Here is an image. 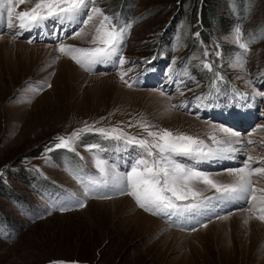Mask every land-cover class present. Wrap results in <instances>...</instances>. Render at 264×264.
Listing matches in <instances>:
<instances>
[{"label":"rangeland","instance_id":"obj_1","mask_svg":"<svg viewBox=\"0 0 264 264\" xmlns=\"http://www.w3.org/2000/svg\"><path fill=\"white\" fill-rule=\"evenodd\" d=\"M34 3L27 0L16 11L29 9ZM247 5L245 17L237 19ZM96 6L119 17L120 23L131 24L122 52L128 62L123 67L108 63L86 72L69 56L56 51L58 42L94 47L91 38L101 17L84 26V32L76 38L72 37V28L59 35L60 26L54 27L51 20L42 29L23 31L22 37L13 38L9 30L0 33V38L4 37L0 39V264H264V235L262 239L258 236L251 248L242 245L237 236L240 218L228 217L240 209L220 218L211 216L210 211L188 214V219L196 217L197 221L186 225L185 215L147 212L116 188L105 189L107 197L85 196L73 170H82L85 180L84 173L98 175L94 157L101 155L123 172L129 168L126 161L139 151L123 140L83 131L74 141L77 156L62 149L70 158H57L52 153L60 149L49 151L58 137H68L85 125L121 128L131 136L151 139L141 128L128 126L147 121L153 130L186 133L212 147L216 145L210 136L223 138L219 126L240 132L245 152H238L235 159L198 164L220 182L229 183L217 173L242 166L248 155L254 161H264V81L253 79V74L264 68V38L254 36L258 33L255 31L264 35V27H260L264 0H241L239 4L232 0H97ZM212 9L225 19L219 29L204 22L218 21L213 13H207ZM0 11L6 21V6ZM189 24L204 54L208 53L206 58L199 56L194 65L188 52ZM237 26L242 32L241 42H246L244 32L253 40L246 52L234 39ZM42 44L51 47H35ZM238 58H242L243 67ZM61 60H66L74 73L60 68ZM205 62L211 65L212 74L201 65ZM133 66L135 70L125 78L139 76V80L129 88L120 73ZM196 66L205 75L198 82L187 81L190 68ZM217 72L222 80H216V87L223 85L224 78L230 83L225 94L217 93L210 81ZM173 75L184 81L179 88L171 82ZM209 91L215 106L196 109L201 101L193 98L200 96L202 100ZM183 101L193 106V112H199V118L186 110L170 108ZM249 140L254 143L247 144ZM90 145L99 147L89 151L86 146ZM233 146L240 148L239 144ZM252 166L264 164L252 162ZM252 180L254 187L264 188V176L254 174ZM195 188L204 196L215 194L202 183ZM77 200L84 206L80 207ZM258 202H247L241 209L264 224L257 218L264 214L259 211L264 205ZM250 208L252 211H248ZM138 212L143 214V222L136 226L133 216Z\"/></svg>","mask_w":264,"mask_h":264},{"label":"snow or ice","instance_id":"obj_2","mask_svg":"<svg viewBox=\"0 0 264 264\" xmlns=\"http://www.w3.org/2000/svg\"><path fill=\"white\" fill-rule=\"evenodd\" d=\"M26 2L27 0H0V7L6 6L7 9L8 28L14 27V17L18 22L15 27L21 30L14 32L13 38L16 35H22L23 31L42 29L47 26L49 20L54 22V27L60 26L59 35H63L67 28H72V37L76 38L84 32V26L89 25L97 17H101L98 24L95 25V34L91 38L94 47H75L58 42L56 51L64 56H69L86 72L93 71L97 65L114 63L123 67L128 62L122 52L131 24L120 23L119 17L106 14L100 7L96 6L97 0H35L31 8L16 11L17 6ZM241 36V29L237 26L234 29V39L238 47L246 52L248 43L241 42ZM207 55L208 53L205 52V56ZM217 55L219 56L220 53L217 52ZM238 60L239 66L243 67L242 58H238ZM146 63H150V61ZM203 66L211 70L209 63L205 62ZM134 70L135 66L120 73V79L129 88H133L139 80V76L131 79L125 78L128 73ZM216 77L217 80H222L219 72L216 73ZM171 82L176 83L178 88L184 83L178 78L172 79ZM216 83L217 81L214 80V88H216ZM47 87H51V85H47ZM37 90L40 91L42 88ZM216 92H219L218 88H216ZM160 94L165 95L162 90ZM180 94L183 95V92ZM237 95L238 98L247 99L246 95ZM261 95H264V92H261ZM168 99H172L171 95H168ZM193 99L201 101L195 105L196 109L202 110V105L205 108L215 106L209 97H204L201 100V97L197 96ZM192 107L187 101L170 105L172 109L186 110L189 114L199 118V112H193ZM128 126L141 128L151 139L131 136L124 133L121 128L104 129L95 128L94 125H85L84 129L74 131L68 137H58V142L49 151L62 148L74 151V141L83 131L93 132L107 139L123 140L126 144L139 149L131 160L126 161L129 168L123 172L117 171L118 165L114 161L110 162L106 157L95 155L94 167L98 175L84 173L87 176L85 180L81 175L82 170L74 169L72 174L82 185L85 196L95 194L107 197L108 191L104 190L116 188L121 193H126L133 198L138 207L155 215L169 217L184 214L204 215L207 211L215 208L217 204L234 201L248 203L259 201L264 205V188L254 187L252 180L254 174L264 176V166L253 167L252 162L264 164V161H254V158L248 155L247 159L242 162V166L225 169L224 172L233 178L229 183L214 179L212 174L198 167L202 161L235 159L238 152H245V141L240 132L223 125L219 126L223 138L210 136L209 139L216 145L212 147L206 145L205 141L199 137L186 133L174 134L169 129L153 130L154 126L147 121L137 122L136 125L129 123ZM246 143L252 144L254 142L249 140ZM235 144H239L240 148L234 147ZM86 147L92 151L99 146L90 145ZM177 157L182 159H177ZM187 161H191V163H187ZM222 174L224 173H217L216 175ZM198 183L214 190L215 194L204 196L202 191L195 188ZM257 193L260 195L258 196ZM77 203L80 207L84 206L82 201L77 200ZM253 208H255V204H253ZM61 210H64L63 207ZM248 211H252V209L250 208ZM259 211L264 213V206L260 207ZM257 218L264 221V214Z\"/></svg>","mask_w":264,"mask_h":264},{"label":"trees","instance_id":"obj_3","mask_svg":"<svg viewBox=\"0 0 264 264\" xmlns=\"http://www.w3.org/2000/svg\"><path fill=\"white\" fill-rule=\"evenodd\" d=\"M225 1V0H224ZM232 1H234V4H239V2L241 1V0H232ZM249 5H247V6H245V8H244V10H243V14H242V12H240L241 14V16H239V15H237L238 17H236L237 19H241V18H244L245 17V15H246V8L248 7ZM236 9V8H235ZM230 11H231V9H230ZM238 12H239V10H238ZM237 12V13H238ZM206 13V12H205ZM207 13H208V15L209 14H214L215 15V17H218V21L217 22H214V21H212V22H207L208 20H205L204 22H205V24L207 25V26H214L215 28H217V29H219L220 28V26L222 25H224V22H225V19H224V17H222V16H220V15H218V16H216V12L212 9L211 11L209 10V11H207ZM187 16H189V15H187ZM235 18V20H237ZM234 20V21H235ZM190 24H191V20H190V22H189ZM239 24H241V22L239 21L238 22ZM189 24V31H188V34H189V43H188V45L190 46V51H188V52H190V53H192V55H191V57H190V59H192L191 61H190V64H192V65H194V63H196V59H198V57L200 56L201 58H206L205 57V54H204V49H203V45H202V43H197V40L195 39V37L193 36V34H191L192 33V25H190ZM260 24H261V26L260 27H264V21L262 22H260ZM255 32H258V33H256V34H254V36H256L257 37V39H259L260 37L262 38H264V35L262 34V31H255ZM248 35L244 32V34H243V37H245V40H246V42L248 43V45L250 44V42L251 41H253L252 40V38L251 39H248V37H247ZM208 40H210V39H208ZM249 49V48H248ZM208 58V57H207ZM194 62V63H193ZM201 65H204V64H201ZM197 66L196 67H194V68H190V77L187 79V81H196V82H198V80L202 77V74L203 75H205V73L203 72V71H201V69H198V71H197ZM206 69V68H205ZM206 70H208V69H206ZM201 71V72H200ZM211 74H212V70H211ZM253 76H254V78L253 79H256L255 81H259L260 83L262 82V81H264V68H261V70L259 71V72H257V73H255V74H253ZM172 79H174V75H173V77H172ZM214 79L215 80H217L216 79V75H211V80L210 81H212V83H213V81H214ZM218 81V80H217ZM226 85H230V83H228L227 82V80L224 78V83H223V85L222 84H220V86H217L216 88H218L219 89V92L221 93V92H224V91H227V89H226ZM216 88L214 89V90H216ZM263 89H264V86H263ZM212 92L211 91H209V92H207L205 95H203L202 96V100H203V98L204 97H209V95L211 94ZM224 94H225V92H224ZM50 143V142H49ZM63 149V148H62ZM62 149H60L61 151H57V152H53L52 153V156H54V157H60V158H70ZM53 151V150H52ZM51 151V152H52ZM72 152V151H71ZM74 154V156H77V153L76 152H73ZM30 182H32V181H30ZM15 234V233H14ZM2 237H5V236H3V235H1Z\"/></svg>","mask_w":264,"mask_h":264},{"label":"bare ground","instance_id":"obj_4","mask_svg":"<svg viewBox=\"0 0 264 264\" xmlns=\"http://www.w3.org/2000/svg\"><path fill=\"white\" fill-rule=\"evenodd\" d=\"M0 39H4V37H1ZM43 45V44H42ZM23 46L27 47L28 44H24ZM37 48H41V49H44V48H47V47H51L48 46V45H43V46H35ZM53 50V49H51ZM59 65L61 66L60 68H64L65 70H68L69 72L72 71V70H69V63L66 61V60H61L59 62ZM74 73L73 71L71 72V74ZM75 75V74H74ZM73 78V77H72ZM75 78V77H74ZM172 115V113H171ZM219 135V134H218ZM221 138V137H220ZM240 167V166H238ZM222 170V169H221ZM218 172V171H217ZM221 173H224L222 175H219V176H222L224 181H229L231 182L232 181V177L228 176L226 174V172H221ZM212 174V173H210ZM217 176V175H216ZM248 206V205H247ZM243 209V208H242ZM248 213V212H247ZM245 211H242V210H238L237 212H232L230 216L228 217H237L240 218L239 221L237 222L239 225V232L237 233V236L241 239L242 241V245H248V247L251 248V246L255 243V239L258 238V236L263 237L264 235V224H261L260 222L257 221V219L255 217H251V215L247 214ZM143 214H141L140 212L136 213L134 216H133V223L138 226L140 223L143 222ZM226 217V218H228ZM145 218H149L153 221H156V219H154L153 217H150V216H145ZM157 218V217H156ZM220 218V217H219ZM226 218H223V219H226ZM245 220H247V223H245ZM213 221V220H212ZM218 221H215V222H212L210 224H217ZM209 224V225H210ZM207 225V224H206ZM204 225V226H206ZM142 228V227H141ZM222 228V227H221ZM198 229V228H197ZM196 230V229H195ZM194 231V230H193ZM186 232V231H184ZM182 233V232H181ZM182 234H185V233H182ZM245 249V247H244Z\"/></svg>","mask_w":264,"mask_h":264},{"label":"crops","instance_id":"obj_5","mask_svg":"<svg viewBox=\"0 0 264 264\" xmlns=\"http://www.w3.org/2000/svg\"><path fill=\"white\" fill-rule=\"evenodd\" d=\"M0 33H2V32H0ZM258 203H260V202H258ZM245 204H247V202H245V201H234V202H229V203H220L219 205L227 207V208H226V211L220 213L219 216H221L227 212L233 211L234 209L242 210L241 206H244ZM254 210H256V208H254ZM229 214H231V213H229ZM219 216H217V217H219Z\"/></svg>","mask_w":264,"mask_h":264}]
</instances>
